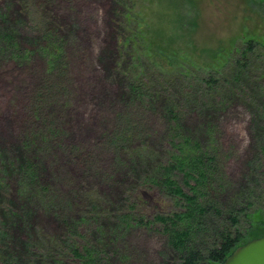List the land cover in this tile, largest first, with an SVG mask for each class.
I'll return each mask as SVG.
<instances>
[{"label":"rangeland","instance_id":"rangeland-1","mask_svg":"<svg viewBox=\"0 0 264 264\" xmlns=\"http://www.w3.org/2000/svg\"><path fill=\"white\" fill-rule=\"evenodd\" d=\"M39 1L35 16L49 24L42 31L21 12L0 23L21 46L60 39L67 71L44 77L40 56L24 61L0 53V264H55L68 254L71 233L80 249L102 250L98 264H174L161 223L135 221L140 211L153 220L180 209L145 176L173 149L165 102L182 84L209 75L215 83L197 91L207 105L183 102L180 121L192 137L214 144L230 181L227 192L219 191L221 203L229 206L232 190L248 194L236 228L250 230L246 239L264 235V227L252 234L251 220L254 211L264 215V56L237 88L226 76L247 40L258 43L256 50L264 46V0H128L126 8L124 0ZM10 6L0 0V13ZM125 14L132 17L124 26ZM151 49L173 56L170 68L184 79L161 78L146 60ZM129 67L152 78L160 103L126 100ZM28 160L35 163L29 176L41 185L25 192L18 172Z\"/></svg>","mask_w":264,"mask_h":264},{"label":"trees","instance_id":"trees-1","mask_svg":"<svg viewBox=\"0 0 264 264\" xmlns=\"http://www.w3.org/2000/svg\"><path fill=\"white\" fill-rule=\"evenodd\" d=\"M124 1H126L123 3L126 8L129 2L128 0ZM38 2L40 1L11 0L8 13H0V17L4 15L5 19H10L11 11H13L12 16L17 18L16 13L21 12L30 21V25H36L42 31L49 24L44 26L42 23L43 19L35 16V14H38L34 10ZM135 3L138 4V0H135ZM136 9H134V12L137 11ZM129 17H132V15L125 14L121 23L126 25ZM51 27L57 31L56 26ZM55 31L50 33L54 34ZM120 34V47L127 50V36L123 33ZM33 41L37 40L28 41L29 43L25 46H21L17 41L16 34L9 33L8 29L2 27L0 23V53L9 52L12 57L24 61H31L33 56L38 55L43 59L42 73L44 77L54 76L55 72L60 74V76L65 75L67 61L61 40L50 35L41 41ZM133 41L134 44H137L138 41L141 43L140 39L134 38ZM147 45L152 46L149 43ZM257 45L258 43L254 40H247L244 47L239 51V56L233 59L231 71L229 70L230 72L226 76L229 77V83L234 88H237L240 81L247 77L252 66L257 67L258 63L260 64V59L263 60L264 46L260 47L261 50H256ZM156 49L159 50L158 47ZM149 52L146 54V60L151 62L157 71H161V78L167 76L165 80L172 84L184 79L183 75L172 72L173 70L170 68L173 56H166L163 53H159L160 51L157 52L153 49ZM129 69H131L130 73ZM129 69L124 74L126 100L130 103L140 102L150 103L151 105L160 103L163 99V94L154 90L151 84L152 78L132 73V68L129 67ZM196 80H194V86L185 83V85L182 84L179 92L174 93L173 96L169 94V102H165V104L173 149L166 159L155 163L151 171L145 176L146 184L156 187L161 192L172 197L180 204V209L170 213H157L154 215L153 220L145 219L143 212L140 211L141 218L135 223L144 226L151 225L152 221L161 223L162 231L166 234L167 243L174 255V264H221L237 247L250 240L246 239V234L250 230L241 232L236 228L240 221L239 212L242 211L243 217L246 216L244 213L250 202L246 200L248 194L244 193L242 188L237 196H234L233 190L230 191L229 206L221 203L219 197L221 193L219 191L227 192L230 188V181L228 182L229 177L219 160L217 150L213 143L203 144L200 139L192 137L184 129L180 121L179 106L186 101L193 102L198 106L201 104L206 106L207 103L202 100V95L197 93V91H200V89L206 90V88L210 89L211 84H214L216 79L213 75H209L207 78L200 77L197 84ZM190 88L194 93L190 94ZM174 102L176 103L175 105L173 104ZM50 127L52 130L54 129L51 123ZM25 145H33V141H28ZM34 165L33 161L28 160L23 163L22 169L18 172L19 184L25 192L41 185L33 181V177L28 174L31 166L35 169ZM261 168L259 167V171ZM177 175L180 176V181L177 179ZM261 179L258 175L257 180L263 182ZM181 183L187 187V191ZM254 212L251 217L255 224L252 234L256 229L264 227V215L260 210ZM129 223L126 222V225ZM72 234H70L67 241L68 254L56 257L54 263L73 264L72 260H79L83 264H98V258H103L102 250L91 244L82 245L80 249L79 245L76 244L75 235ZM206 236L211 239L208 245L204 242V237ZM34 255L37 257L38 254ZM43 256L44 254L41 253L38 259Z\"/></svg>","mask_w":264,"mask_h":264},{"label":"water","instance_id":"water-1","mask_svg":"<svg viewBox=\"0 0 264 264\" xmlns=\"http://www.w3.org/2000/svg\"><path fill=\"white\" fill-rule=\"evenodd\" d=\"M221 264H264V235L237 247Z\"/></svg>","mask_w":264,"mask_h":264}]
</instances>
